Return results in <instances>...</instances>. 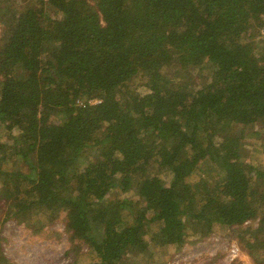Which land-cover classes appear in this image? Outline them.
I'll return each instance as SVG.
<instances>
[{
    "label": "trees",
    "instance_id": "obj_1",
    "mask_svg": "<svg viewBox=\"0 0 264 264\" xmlns=\"http://www.w3.org/2000/svg\"><path fill=\"white\" fill-rule=\"evenodd\" d=\"M254 27L264 0H0V227L64 212L69 264H126L226 223L264 264V167L230 130L264 122Z\"/></svg>",
    "mask_w": 264,
    "mask_h": 264
},
{
    "label": "rangeland",
    "instance_id": "obj_2",
    "mask_svg": "<svg viewBox=\"0 0 264 264\" xmlns=\"http://www.w3.org/2000/svg\"><path fill=\"white\" fill-rule=\"evenodd\" d=\"M94 1V0H91ZM260 29L254 27L250 34L257 40L262 39ZM197 74L195 79L202 81L206 72ZM96 101V100H95ZM230 130L239 134V149L243 158L256 166L264 167V122L251 124H230ZM215 140H219L216 136ZM167 172L163 179L167 182ZM198 177L197 174L193 175ZM128 198L133 202V209L140 205V198L135 191H119L112 189L108 199L122 200ZM4 207L0 204V219L3 217ZM130 214L123 210L121 218L129 220ZM257 220L248 221L245 225L254 226ZM245 226L214 224L212 231L205 234H192L187 228L186 242L180 251L171 247L150 246L145 253L126 255V264H256L246 249V238L241 229ZM0 253L4 254L13 264H69L71 256L65 252L71 246L68 233L65 230V215L60 213L54 222L47 225L40 232L34 233L24 224L14 220L7 221L0 227ZM248 235V234H246ZM245 235V236H246ZM236 242L240 248L239 255L229 260L227 251L229 243ZM81 251L87 255L89 247L85 242H79ZM93 261L94 258H91Z\"/></svg>",
    "mask_w": 264,
    "mask_h": 264
},
{
    "label": "built area",
    "instance_id": "obj_3",
    "mask_svg": "<svg viewBox=\"0 0 264 264\" xmlns=\"http://www.w3.org/2000/svg\"><path fill=\"white\" fill-rule=\"evenodd\" d=\"M261 34L264 36V30H261ZM239 253H240V248L238 244L234 241L229 243V247L227 251V258L231 261L235 259L239 255Z\"/></svg>",
    "mask_w": 264,
    "mask_h": 264
}]
</instances>
